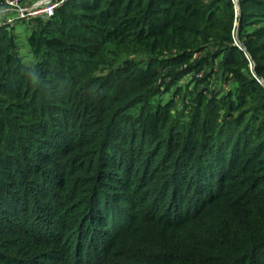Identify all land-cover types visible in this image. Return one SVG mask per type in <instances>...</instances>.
I'll list each match as a JSON object with an SVG mask.
<instances>
[{"label":"trees","instance_id":"obj_1","mask_svg":"<svg viewBox=\"0 0 264 264\" xmlns=\"http://www.w3.org/2000/svg\"><path fill=\"white\" fill-rule=\"evenodd\" d=\"M29 40L0 25V264H264V0H65Z\"/></svg>","mask_w":264,"mask_h":264},{"label":"rangeland","instance_id":"obj_2","mask_svg":"<svg viewBox=\"0 0 264 264\" xmlns=\"http://www.w3.org/2000/svg\"><path fill=\"white\" fill-rule=\"evenodd\" d=\"M7 0H2L0 3V9H2ZM65 0H23V5H26L28 7H32L35 5L36 2H43V6H48L52 3H62ZM237 11L240 12L239 3L236 2ZM1 15H5L0 12V25L6 26L15 36V42L17 44V52L19 56L22 58V60L25 63H32L35 60H37V56L35 55L32 45L30 44V36L33 31V27L36 26L41 18H46L49 16H45L43 13H36L29 15L27 18L24 19H16L11 24H8L5 21V19L1 18ZM236 24H239V21L236 22ZM104 69H108V64H105ZM217 68V66H216ZM203 73H196V76L200 77ZM211 81L210 86H214L217 91H221L223 93L224 91H227L229 89H234L237 85L236 82L226 75L224 77H218L217 74H214L211 79H209V82ZM180 85H182L184 91L182 92L181 97L178 94H174L175 87L172 86V88L168 91H165L164 93L156 96L153 98L152 103L156 104L157 102H161L163 104L168 103L171 100H174L175 106L172 108V118L176 117L179 113L182 112L184 103L189 101V99H192V97L195 95V92L193 91L196 89L195 82L192 79V75L189 77H185L181 80ZM189 86V87H188ZM208 84L206 83H200L198 85L197 91L207 88ZM193 89V90H192ZM184 95L185 99H184ZM188 109V108H187ZM186 109V110H187ZM185 113V112H184ZM182 120L189 119V113H185L181 116Z\"/></svg>","mask_w":264,"mask_h":264},{"label":"built area","instance_id":"obj_3","mask_svg":"<svg viewBox=\"0 0 264 264\" xmlns=\"http://www.w3.org/2000/svg\"><path fill=\"white\" fill-rule=\"evenodd\" d=\"M57 6L58 3H52L48 6H43V2H36L35 5L30 8L26 5H23V0H7L5 6L0 9V12L5 14L1 15V18L5 19L4 22L11 24L16 19H24L29 15L36 13H43L45 16H51L54 14L55 8Z\"/></svg>","mask_w":264,"mask_h":264}]
</instances>
